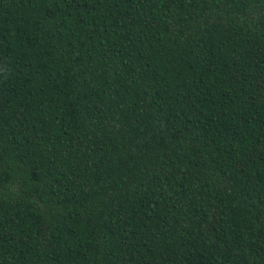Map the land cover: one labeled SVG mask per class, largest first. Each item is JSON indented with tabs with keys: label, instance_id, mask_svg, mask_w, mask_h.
Segmentation results:
<instances>
[{
	"label": "trees",
	"instance_id": "trees-1",
	"mask_svg": "<svg viewBox=\"0 0 264 264\" xmlns=\"http://www.w3.org/2000/svg\"><path fill=\"white\" fill-rule=\"evenodd\" d=\"M0 264H264V0H0Z\"/></svg>",
	"mask_w": 264,
	"mask_h": 264
}]
</instances>
